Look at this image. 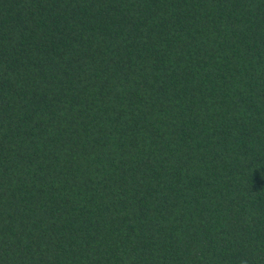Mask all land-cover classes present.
Returning a JSON list of instances; mask_svg holds the SVG:
<instances>
[{
    "label": "trees",
    "instance_id": "16d2710c",
    "mask_svg": "<svg viewBox=\"0 0 264 264\" xmlns=\"http://www.w3.org/2000/svg\"><path fill=\"white\" fill-rule=\"evenodd\" d=\"M0 264H264V0H0Z\"/></svg>",
    "mask_w": 264,
    "mask_h": 264
}]
</instances>
